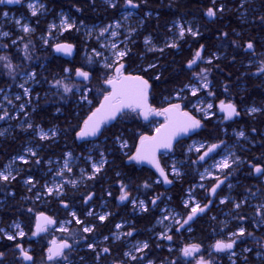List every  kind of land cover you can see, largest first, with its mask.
I'll return each mask as SVG.
<instances>
[{
  "label": "snow or ice",
  "instance_id": "6c2138e0",
  "mask_svg": "<svg viewBox=\"0 0 264 264\" xmlns=\"http://www.w3.org/2000/svg\"><path fill=\"white\" fill-rule=\"evenodd\" d=\"M22 0H0V5L3 4H19ZM146 2V0H144ZM247 0H241V7ZM105 3L110 8H116L118 6L117 0H105ZM124 3L127 7L130 8H138L140 5L139 3L134 2V0H124ZM216 3V0H213V4ZM27 7L31 11L32 16H36L38 12L43 9V5H36L32 2L27 4ZM80 9H77L79 11ZM225 11V5L220 4L219 7L213 8L209 7L205 13L207 17L214 18L217 15V12ZM4 17H8L9 13L4 11L2 13ZM147 15H150L148 13ZM124 19H128V16H125ZM260 22L264 23V16H261ZM16 25H18L22 32L25 34L31 33L34 29L28 23H21V20H15ZM83 22L81 21V24ZM56 24L50 25V28H56ZM60 27L67 31L70 29H74L77 27L76 22L74 20L70 21L68 16H62L60 19ZM123 28V25L119 20L114 21L111 24L105 25L99 29L97 34V38H104L107 34L109 37H119L120 32L117 29ZM93 29H89V35L93 32ZM136 29L129 28L128 35L124 37V40L120 43L123 44V47H120L117 42L112 41L109 44H102L101 50H97L93 48L91 50V54L88 57L89 64L92 63L93 57L101 58L104 63L103 67L108 70L114 71V75H107V78L104 79L103 84L108 85L110 87V91H107L103 94V100L100 103V106L97 107L91 114L83 121L82 126L79 128V131L76 132L77 139H85L87 137H97L99 135H103L106 125L114 120H118L120 117L125 116L128 112L137 113L140 116H143L144 119H148L150 115H157V116H165L166 123L161 125L157 128L156 135L148 136V135H140V146L136 150L135 155H131L128 157L130 161H147L148 163L152 164L157 172L159 173V177L163 179L165 184H171L172 180L169 179V174L179 177L181 175V170L179 167L176 166L175 163L171 166L170 173L166 171L164 167L161 166L159 160L157 159V151L159 149H166L172 150L173 149V141L176 140L177 137L184 134L195 133L196 130L203 127V121L200 118H197L191 111L183 110L182 108V101L186 99L182 93L185 90H188L191 93V96L195 97L198 96L201 91H207V95L209 97L214 96L215 93L210 90V81L208 79V75L211 71L210 68H201L199 72L194 73V77L196 79L195 84H185L183 88L177 90L174 93V98L177 101L181 102H171L169 100L168 107L163 109H153L150 105L147 104L148 99V91L151 87L149 81L144 78L142 75H125L124 69L125 65L123 60L125 57L129 55L131 49L128 47V43L132 42V33H134ZM186 34L191 35L192 37H197L200 33L198 29H193L192 26H185L184 24L178 23V37L177 39H183ZM10 33L7 31H3L0 29V37H10ZM223 36H227V33H222ZM18 40L23 41L24 37H18ZM45 44L48 43L47 39L44 41ZM12 45L17 44V39L11 40ZM144 44L147 47V51H159L163 53L164 48H157L153 43L151 37H145ZM9 47L8 44H0V48L7 49ZM165 47L169 48H176L178 47V43L174 40L165 45ZM245 48L249 51H253L254 53V44L252 41H248L245 44ZM74 49V45L71 43H60L55 45L56 52H62L66 55H71ZM111 50V59L105 56V50ZM204 51V46L201 45L200 48L195 52L194 58L188 61L187 66L191 68L194 64H196L197 60H203L202 53ZM23 52L25 59H31V53L29 50V44L24 43L23 45ZM218 59V56L214 53L206 60V63L211 65L213 60ZM0 62L3 63V67L8 70V74L10 76L15 77L17 74V65L12 63V58L10 55H3L0 54ZM157 65L155 63L149 64L145 72L148 69H154ZM71 69L65 68L64 72L69 73ZM257 72L264 73V60L260 61V66L257 69ZM21 75L26 77L22 83L18 85L20 89H22L23 97L27 98V103L31 104V88L26 86L28 85L29 81L35 80L36 73L34 71H24L21 72ZM75 76L78 78H83V81H89L91 79V73L89 71L84 70L83 68L75 69ZM155 79L159 80L160 76L157 75ZM53 85L57 89H61L63 94L72 93L73 89L76 88L77 91L81 92L80 101L88 102V91L90 89L85 86L83 89H80L75 84L66 83L64 79H56L53 81ZM227 91V88L225 89ZM3 89H0V93H3ZM15 101H20L22 99L21 95H16L14 97ZM13 99H10L7 95L3 96V103L0 104V120L5 119H13L18 117V113L16 116H13L9 111L7 106L13 105ZM194 110L196 112L204 113V118H210L211 116L215 115L214 112L211 110L213 109L214 105L212 103L204 104L202 107L199 105H194ZM26 104L21 103L19 104L20 111L24 112V115L27 116L28 113L25 111ZM219 110L224 113V119L230 120L233 117L239 116L240 112L237 109V106L232 101L225 102L221 100L219 102ZM59 111V109H57ZM247 113L252 115L258 112L264 111V109L256 106L249 107ZM36 128L37 135L39 136L40 140H49L55 138L57 136V129L52 128L50 130H44L39 125L34 126L32 123H26L27 129ZM253 132L256 130L253 129ZM4 135L3 131H0V136ZM235 136L237 139L240 138H247L246 133L243 130L235 132ZM116 140L119 142L121 141V137L117 136ZM224 144V141L221 140L219 143H212L210 145L205 146L201 144L200 147L196 148V152L200 153L196 160L191 161V164H197L200 161H205L206 158L210 156V154L216 152ZM121 146H126V141L121 143ZM206 150L201 152V149ZM191 147L189 151H191ZM25 154L18 155L12 159V162L6 164L2 169H0V185L9 186L14 181L17 180V177L20 175L19 171H14L13 164L17 161L22 162L24 164L29 163V156L36 158L35 162L37 164L40 163V159L37 156V152L32 147H27L24 150ZM72 157V153L68 152L65 154V159L63 162L62 167H60L56 172L55 176L59 177V181H53L52 183H45L41 186V189L35 193L36 199H41L45 196H56L60 198V203L64 208H69L70 205L64 200L65 195V188L68 184H71L75 187L79 181L76 179H68L66 173H72L73 169L69 165V158ZM88 160L92 161L91 155L87 157ZM241 162V157L236 155L234 152L229 151L226 153L219 161H217L213 167L217 170V172L209 171L205 169L204 173L200 174V181L203 182L206 179H213L215 182L211 184L210 187L206 189L207 195V202L201 204L199 201L196 200L195 194L192 189L188 190L189 198L183 201V207L187 209V213L181 216L179 213L166 209L165 215H163L157 222L159 224H165V221H172L173 224L177 225L176 231L179 232L181 229L185 227V225H189L190 221H193L197 216L202 213H205L206 210H210V206L214 203L213 198L217 196L218 189L224 185L229 177L232 175L235 167L238 166ZM51 163V161H49ZM107 163L106 159L104 158V153H100L99 161H92L91 163V173H88L86 170L81 169L82 179H94L97 174H99L102 169L104 168L105 164ZM249 163H251L249 161ZM252 170L256 174H264V166L260 164L252 165ZM219 173V174H217ZM157 183L160 182L158 179ZM23 183L28 186V191L32 192L33 189L37 187L39 181L35 180L34 177L31 175L24 179ZM145 188L151 187V185L145 181L144 185ZM199 188L205 189V184L200 183ZM229 188L232 186L229 184ZM195 187V186H194ZM128 185L121 182L120 187V195L118 199L123 202L129 200L130 193L127 190ZM249 194H253L251 189L247 190ZM9 195H14L13 192H9ZM94 193H88L83 197L84 204H88L92 199ZM108 195H111L109 192ZM162 194H158L151 198V205L156 206L157 201L160 200ZM131 203L134 209L138 208L142 212H147L149 210L148 204L145 200H136L132 199ZM220 204L231 203L233 206V213L232 218L240 222V226L236 229V231L229 232L227 234V239H218L215 241L211 248L214 249L216 253L221 252H228L229 259L232 260V264H236V261L233 259L237 255L234 251V247L237 245L238 241H242L246 235L249 237H253L254 233L248 231L244 227L245 221L248 220L246 214H238L239 210L248 203L247 200H240L235 201L230 196H225L219 200ZM72 219L64 222V224H60L59 230L61 232L69 234L72 242L69 239L64 238L59 241H52L51 245L46 250V260L48 262H66V264H71L70 261V253L74 248V244H78L79 240L76 239L77 233H73L71 229L66 224L70 225L73 222L77 225H80L81 228L79 232L81 233H93L95 231V224H85L83 220L77 216L75 211L70 213ZM89 217H95L99 222H104L108 219L109 216L112 215L110 212H102L97 214L94 210L89 209L86 213ZM255 216L256 220L254 221V226L259 227L260 225H264V202L260 203L255 208ZM215 219V217H213ZM58 221L55 220L51 216H46L44 213H40L37 216V223L35 226V230L31 233L33 237L38 236L40 233L47 232L49 226L57 225ZM122 224H116L115 228L117 230L122 229ZM172 231L171 225H165L164 230L156 234V239L160 240H167L172 241L173 236L170 234ZM188 231H191V227L189 226ZM135 232V228L131 227L130 230L126 232L117 231L113 234V239L119 241L122 237H132L133 233ZM26 233L23 230L22 225L19 222L14 221L11 225L7 228L0 227V237L6 238L8 241L15 242V249L18 250L19 257L23 261H31L34 264V258L31 255V249L26 248L23 243H20ZM83 240L87 241V236L82 237ZM104 241H108L109 237L104 236ZM243 242V241H242ZM160 245L157 244V247ZM88 249L92 250L96 255V260L99 261L103 254H108L111 252L109 247L98 248L96 243H88ZM257 247L259 249H264V238L260 241H257ZM202 245L199 243H187L181 249L180 252L183 257H192L195 253H199L201 251ZM150 249V244L147 240L145 241H137L129 251H125L123 256L127 258L129 262H137V264H155V261L147 259L146 250ZM172 249L170 248L169 251ZM244 252H251V248L243 249ZM5 253L0 251V261L4 257ZM258 256L264 257V251H258ZM83 259V258H81ZM113 264H125V260L121 259L119 261H113ZM163 264V262H161ZM171 264H176V261L173 260ZM196 264H217V261L213 258L212 253L210 252L208 257L205 258L203 255H200L198 259H196ZM246 264V259H245Z\"/></svg>",
  "mask_w": 264,
  "mask_h": 264
},
{
  "label": "rangeland",
  "instance_id": "374dc122",
  "mask_svg": "<svg viewBox=\"0 0 264 264\" xmlns=\"http://www.w3.org/2000/svg\"><path fill=\"white\" fill-rule=\"evenodd\" d=\"M66 0H22L21 3L17 4V5H13V6H8L7 4H3L0 5V10L2 9L1 15H0V29H2L3 31H7L9 32L11 35L10 37H0V40H3L4 42L1 41L0 44H8L9 47L7 49L4 48H0V54L3 55H10L12 58V63L14 65H17V74L15 77L10 76L8 74V70L6 68L3 67V63L4 62H0V75L3 76V78L5 80L10 81L8 83L9 86L2 88L4 91L3 93H0V104L3 103V96L7 95L10 99H13V105H8V111L13 115L16 116V114L18 113V117L17 118H13V119H5V120H0V131L4 132V135L0 136V137H6L8 135L13 134L14 132H19L24 136V143L21 147V149L14 155L10 156V158L8 159V161H6L0 169H2L6 164H9L12 162V159L18 155H22L25 154L24 150L27 147H32L36 152H37V156L40 159V163L37 164L35 162L36 158L34 157H30L29 156V163L28 164H24L22 162L17 161L15 164H13V169L14 171H19L20 175L17 177L16 183L17 185L21 186L23 188V191L26 192V196L22 198H20L19 200L15 201L16 204H11V206H9L8 210H6L7 215H8V222L7 225H2V221H3V217L0 216V227H5L7 228L9 225H11L14 221L19 222L22 227L24 232L26 233L25 237L19 241L20 243H23V245L26 247V245H28V243L31 245V242L33 240H35L33 238V236L31 235V233L34 231V226L37 215L40 213H48V211L52 210V207H49V203L54 202L56 204L57 209L59 210V214H66V216L64 218H61L60 215H58V224L52 227L48 228V232L44 235V239L47 242V245L49 247L50 243L53 240H61L64 238L69 239L71 242V238L69 237V234L61 232L59 230L60 224H64V222L71 220L72 217L70 215V213L72 211H75L77 213V216H79V218L81 220H83L85 222V224H95V229H97V227H99L100 230H96L93 233H81L79 232V229L81 228L80 225L75 224L74 222L70 225L66 224L65 226L69 227L71 229V231L73 233H77L76 239L79 240L78 244H74V248L72 250V252L70 253V261L71 264H113V261H119L121 259L125 260V264H137V262H129L127 260L126 257L123 256V253L125 251H129L132 246L137 242V241H145L147 239H142L138 234V230L135 229V232L133 233L132 237H122L121 240L116 241L113 239V234L116 233L117 231L120 232H126L128 230H130L133 222L131 221V216L130 213L131 212H140V210L138 208L134 209L131 200L132 199H136V200H145V202L148 204V208H150L152 205L150 203L151 198H153L154 196L158 195V194H162L160 197V200L157 201V205L156 206H152L156 209H159V213L157 214L158 217L154 223V225L149 228V234L151 235L152 240H155L154 243L151 242V240H147L150 244V246L152 244L154 249H156V252L158 254V252H160L159 250H163V253H167L166 251H169V249L171 248L173 250V244L172 242H174L176 240V234L185 231L187 228L184 227L183 229L180 230V232H177L175 229L176 227H178L177 225L173 224L172 221H165V224H159L157 221L166 213V209L169 210H173L177 213H179L181 216L185 215L187 213V209H185L183 207V201L189 198L188 195V190L192 189L194 194L197 193V191L199 190H204L206 191V189L209 187V181H211L212 179H206L203 182L200 181V174L205 172V169H208L209 171H213V172H217V170L213 167V165L219 161L226 153H228L229 151L234 152L235 150H233L235 143L238 139L235 136V132L240 131H234V132H229L226 128L224 127H220V125L225 121L224 119V114H221L219 112V102L221 100H224L225 102L228 101H232L233 103H235L236 105H238V103L235 102L234 99H230V98H222V99H216V93L214 92V87H213V80H212V72H213V63L211 65L206 63V60L208 59V57H210L212 54H216L218 56V59L222 58L223 56V52L220 51H212V53H206L205 49L204 52L202 54L203 56V60H199L201 63L198 64L197 66H195V68L191 69V78H190V82L187 84H195L196 83V79L194 77V73L199 72L201 68H210L211 71L208 75V79L211 82L210 83V90L212 92L215 93L214 96L209 97L207 95V91H201V93L198 94V96H191V93L188 90H185L182 95L186 98L182 101V108H186L188 106L189 111H191L194 115L197 116V118L202 119L203 121V127L199 129V133H201V137H196V135H194L193 137L189 138V141L182 147L183 149V153L186 157V159H182L181 157H174L173 154H164L163 156L165 157L164 160L160 161L162 163V167H164L166 169V171H169L170 173V169L171 166L173 165V163L176 164L177 167L180 168L181 170V175L179 177L173 176L171 174H169V179L173 180V181H177L180 180L182 178V176L184 175V164L186 163V161L189 160V158L191 157L196 158L197 159V154L199 155L200 153L196 152V148L200 147L201 144H204L205 146H207L208 144V140L206 137H204V135L210 131V127L209 124H207L206 121L210 122V120H215V122H218V124H216L217 126L212 127L213 131H215L216 129L218 131H220L224 136H229V137H234L236 138V140L234 142H231L230 140L227 141V143H225V146L221 152V155L218 156L217 158L213 159V161L209 162V163H205L204 168L199 172V178H197V182L190 184V186L187 187V189L185 190V194L182 196V198L179 200H173L169 194L167 193V189L165 187L164 184H160L163 183L162 179L160 177L157 176V178L154 180L153 184H160L162 185L161 190L158 192H151V190L148 188L143 187V189L141 190H137L135 188H133L132 186H130V188L128 187V191L130 193V198L129 200L126 202L127 205L129 204V209H125L126 211H122L119 212L120 210V206H121V202H119L120 200L118 199L119 195H120V187H121V182L117 183L119 186V189H117V196L112 197L111 200V204L109 205V199L103 197L108 196V193L110 192V190H106L104 191L103 195H94L93 199L88 203V204H84V202L82 200L76 201L75 203L71 202V198L69 196H72V194H76L77 190L79 188V186L84 183L86 180L88 179H82V173H81V169L86 170L88 173H91V163L92 161H99L100 159V153L103 152L104 153V158L106 159V161H109V151L106 150V145L102 144V142L100 141H95V140H91L89 141V144L87 146H85V150L81 153H74L73 151H62L60 153L59 156L56 157H48L43 158L41 156L40 153V146L36 143L37 141H46V140H40L39 136L37 135V130L34 127L33 129H27L24 130L26 128V123L30 122L32 123L34 126L38 125L35 124L33 121V117H32V112L34 110V102L36 101L37 95L35 93L36 87L39 86V83L37 81V75L35 80L29 81L28 82V87L31 88V104L27 103V98L23 97V92L22 89H20L18 87V85L20 83H22L24 81V79L26 77L21 75V72L24 71H35V66L39 63H41V61L44 59V55L45 52L47 50V47L53 43V46L56 45L59 42H68L65 40H62V37L68 33V32H74V34L72 35L74 38L78 37L81 41L83 40L85 46H84V50H89L88 54H91V50L93 48L97 49V50H101V45L102 44H109L112 41H115L118 43V45L120 47H123V44H121L120 42L124 40V37L128 35V30L129 28H134L136 29V31L134 33H132V42L128 43V47L132 49L133 44H135L136 42H140L142 44V47L145 49L146 54H150L153 52H159V51H147V47L144 44V39L145 37H149L150 35L148 34H141L142 31V25L145 21V18L142 16H139L135 11L130 10L129 8H127L126 6H123V8L121 9V11L119 12V14L114 17L113 19H103V20H99L97 22H86L82 19V17L79 15V13L77 12H73L71 10V7L69 6H65L64 2ZM91 2L93 0H90ZM98 2H100L102 5H106L105 0H97ZM225 0H216L217 3L220 4H224L225 8L227 3H224ZM230 1L231 3H236V7L234 8V11L237 12L238 14L241 12V14L243 15H248V18L251 17V10H250V4L252 2H257L258 0H247V2L244 4L243 7H241V0H227ZM29 2H32L34 4L38 5H43V9H41L38 14L36 16H32L31 15V11L30 9L27 7V4ZM118 3V1H117ZM218 4L217 6H214L213 8H217L219 7ZM71 6V5H70ZM117 8V7H116ZM114 9V8H111ZM229 10H233L232 6L229 5ZM4 11H7L9 13L8 17H4L2 15V13ZM254 12H256V8L253 9ZM225 11L223 12H217L216 17H218L219 14L225 13ZM62 16H68L71 20H74L76 22L77 27L74 29H70V30H63L60 27V19ZM125 16H128V19H124ZM214 17V19L216 18ZM21 20V23H28L33 29L34 31L28 34H25L22 32L21 28L16 25L15 20ZM119 20L121 22V24L123 25V28L121 29H117L118 32H120V36L119 37H109L106 36L104 38H97V34L99 32V29L105 25L111 24L114 21ZM208 20L212 21L213 19H210L208 17ZM81 21L83 22L81 24ZM252 21V18H251ZM178 23L179 24H184L185 26H192L193 29H198L199 23L196 20H189V19H174L171 21L170 25L168 26V37H166V39L163 41L162 44H157L154 39H152V43L157 47V48H164L167 49L169 47H165L166 44L172 42V41H176L179 44H181L183 42V39H177L178 37ZM52 24H56L57 27L56 28H50V25ZM89 29H93L94 31L91 33V35H89ZM199 31V30H198ZM189 34H186L184 37H186ZM24 37L23 41L18 40V37ZM13 39H17V44L16 45H12L11 44V40ZM47 39L48 43L45 44L44 41ZM24 43H28L29 44V50L31 53V59H25L24 57V52H23V45ZM71 43V42H70ZM89 44H93L89 49L87 47V45ZM203 45V44H202ZM201 46V45H200ZM199 46V48H200ZM205 46V45H204ZM198 48V49H199ZM197 49V50H198ZM196 50V51H197ZM242 50V49H240ZM131 51L129 52V54L131 53ZM195 51V52H196ZM194 52V54H195ZM105 56L109 57V59H111V50L110 49H106L105 50ZM194 56V55H193ZM95 58V59H94ZM93 60L95 62L99 63V67L102 68L103 70H105L106 72L110 73L109 75H114V71L112 70H108L105 69L103 67V63L104 61L99 58V57H94ZM126 58V57H125ZM124 58V59H125ZM193 58V57H192ZM191 58V59H192ZM214 62V60H213ZM123 63L125 66V73H135V71L131 68H129L128 64L123 60ZM153 63H155L156 65L158 64V61H154ZM152 64V63H151ZM249 63H244L243 65L240 66H247L248 67ZM251 66L252 69L249 71L250 74H255V73H260L257 72V69L260 66V62H257L256 60L251 62ZM148 67V65L143 67V70L146 69ZM150 70V69H148ZM70 73V72H69ZM37 74V73H36ZM68 74V73H67ZM157 76V74L154 76L153 75H149V77H152L151 83H153L155 79V77ZM250 75H248V73H243L242 72V78L245 79V77H247ZM100 82L104 81V78H100L99 79ZM85 86H87L88 89H90V91H88V100L90 101V103L86 102L88 107L91 106L93 104V99L91 96H93L94 98L100 97L101 96V100L103 99V94H105L107 92V89L109 91V87L108 85L103 84L104 87H106V92L105 90H101L100 87H94L92 85L89 84H85L83 85V87H81L80 89H83ZM181 89V88H180ZM76 93L79 96V100H80V95L81 92L76 90ZM16 95H21L22 99L20 101H15L14 97ZM163 100H167L164 101L167 106H168V102L169 100H171V102H181V101H177L174 97L173 98H165ZM258 99H255V101H257ZM83 102V101H80ZM24 103L26 104V108L25 111L28 113L27 116L24 115V112L20 111L19 109V104ZM207 103H212L214 105L213 109L211 110L212 112L215 113V115L211 116L210 118H204V113L201 112H196L194 110V105H199V106H203L204 104ZM252 106H256V105H252ZM252 106H248L245 109V112L247 115L251 116L250 114L247 113V109L249 107ZM257 107V106H256ZM262 107V106H261ZM246 115V116H247ZM253 115V114H252ZM139 118V115L137 113H131L128 112L127 115L124 116V118L126 120H135L136 118ZM155 125L154 128L158 125V123L155 121L154 122ZM41 128H43L44 130H50L52 128H56V127H45L43 125H39ZM57 129V128H56ZM215 129V130H214ZM57 134H58V130H57ZM248 135L246 134V137ZM53 139V138H52ZM50 140V139H49ZM124 140L121 138V141H117V144L119 147H121L122 149H125L127 147V143L126 146H121V143ZM191 147V151H189V148ZM206 149V147L204 149H201V152H203ZM71 152L72 153V157L69 158V165L70 167H72L73 172L72 173H66V176L68 179H76L79 181V183L73 187L71 184H68L65 188V195H64V200L70 205L69 208H64L61 203H60V198L56 197V196H45L42 197L41 199H36L35 193L41 189V186L44 185L45 183H52L54 180L55 181H59L60 178L55 176V172L62 167L64 159H65V154ZM91 155L92 157V161L88 160L87 157ZM49 161H51V163H49ZM107 163L105 164L104 168L106 167ZM103 168V169H104ZM102 169V171H103ZM101 171V172H102ZM100 172V173H101ZM99 173V174H100ZM99 174H97L96 176H98ZM219 174V173H217ZM32 176L34 177L35 180L39 181V184H37V187L35 189H33L32 192L28 191V186L25 185L23 183L24 179H26L28 176ZM160 180L159 183H157V180ZM264 180V179H263ZM200 183H204L205 184V189H201L199 188V184ZM152 186V185H151ZM195 186V187H194ZM133 190H132V188ZM108 189V188H107ZM9 192H13L11 190L8 191ZM14 193V192H13ZM15 195V193H14ZM14 195H9V197H13ZM66 196H68V198H65ZM225 196H228V194H226ZM224 196V197H225ZM195 198L197 201L200 202V200L196 197ZM223 198V197H221ZM5 199H1V202H4ZM57 202V203H56ZM130 202V203H129ZM5 205L2 206V208ZM89 209L94 210L97 214H100L102 212H110L112 213L111 216L108 217V219L104 222H99L95 217H89L86 215L87 211ZM27 218V219H26ZM122 224V229L117 230L115 228L116 224ZM105 225H108L106 227V230L108 228L111 229V231H109L106 235H101V231L104 228ZM165 225H171L172 227V231H171V235L173 236V240L172 241H167V240H160L158 241L156 239V234L163 231ZM111 226V227H110ZM27 228H30V231L27 230ZM96 233V235H94ZM93 235V236H90ZM83 236H87V241L83 240L82 237ZM104 236H108L109 240L108 241H104ZM0 242L3 243H7L8 246L12 245V241H8L6 238L0 237ZM164 242L163 245H161ZM88 243H96L98 245V248H103V247H109L111 249V252L108 254H103L100 258L99 261L96 260V255L95 253L88 249L87 244ZM157 244H159L160 246L157 247ZM165 246V247H164ZM47 247V248H48ZM28 248L31 249L30 246H28ZM159 249V250H158ZM47 250V249H46ZM46 250H45V255H46ZM1 251V250H0ZM148 250H146L147 252ZM5 255L2 258V261H4L7 257L11 258L12 260L16 259L18 261V264H27L25 261H23L20 257H19V253L18 250H16L15 248H10L8 251H4ZM161 253V252H160ZM164 254V255H165ZM83 258V259H81ZM217 263H220L221 258L219 257H213ZM147 259L153 260V258L149 257L147 254ZM167 258H165V261ZM0 261V264L1 262ZM154 261V260H153ZM35 262V261H34ZM157 262V261H156ZM172 262V261H171ZM50 264H66V262L60 261V262H49ZM39 264H44V262L42 261V259L39 260ZM144 264H146V261L144 262ZM156 264V263H155Z\"/></svg>",
  "mask_w": 264,
  "mask_h": 264
},
{
  "label": "trees",
  "instance_id": "16d2710c",
  "mask_svg": "<svg viewBox=\"0 0 264 264\" xmlns=\"http://www.w3.org/2000/svg\"><path fill=\"white\" fill-rule=\"evenodd\" d=\"M220 3L216 2L213 4V0H163V4L160 5L161 10L159 11V15L155 17L151 16L147 20V25L142 26L141 34L151 32L158 38L156 40L160 42L168 37V26L175 18H192L201 24V34L195 38H191V36L188 35V39L179 44L176 48H167L163 53L153 52L146 54L142 44L136 42L132 46L133 50L131 53L124 59L129 65L128 67L133 70L139 71L147 76H154V74L160 76L159 80L156 79L152 83L153 92L151 95L154 97V104L157 103L158 98L165 96L170 97L173 95L175 89L178 90L183 88L185 84L190 82L191 74L185 68L186 63L193 57L194 52L202 44L205 45L206 53H212V51L223 52L222 58L215 59L212 66V80L217 100L230 98L234 99L236 103L241 104L242 95H244L243 100L247 101L246 103H256V101L253 100L254 98L264 100V92L260 94V96L254 94L257 90L255 86L257 85L258 87L260 86L259 88H263L264 81H262V79L254 81L249 76L245 77V79L241 77L244 68L240 66L243 65L240 49L243 42H241L242 40L238 34L242 26L241 19L239 18L240 16L234 11L236 3L227 1L228 4L225 8L226 12L219 14L218 17L212 21L208 20V17L204 14L209 7L217 6ZM64 5L71 7L74 13H79L84 21L90 23L103 19H113L119 14V8L111 9L106 5H102L97 0H93L92 2L90 0H66ZM229 5L232 6L233 10H229ZM255 8L256 12L259 11V9L260 12H264V0L252 2L250 4V10L254 12L253 9ZM77 9L80 10L77 11ZM0 11H2V9ZM159 22H162L164 26L162 32H158L156 28H151V24L156 25ZM255 26L259 27L260 24L258 25L257 23L254 27ZM259 30L264 31V28L260 27L258 29L257 33L261 34L262 31ZM222 33H227L228 35L223 36ZM255 33L253 29L246 30V35L248 37L246 39H254ZM73 34L74 32H68L62 37V40L76 45V53L73 58H65L61 55H57L54 52L53 43H51L47 47L44 59L35 66L39 86H37L35 90L37 98L34 102L32 117L35 124L45 127H56L58 130V134L55 138L36 142L41 148L40 153L43 158L47 159L48 157L59 156L62 151H73L76 154L81 153L91 140L100 141L102 144L106 145V150L109 151V161L106 167L94 179L86 180L82 183L76 194L69 196L71 202L75 203L79 200L83 201V197L90 192L95 195H103L104 191L113 190L112 184L115 181L127 184V178L130 177L131 173H135L137 175L135 179H140L139 181L141 182L145 176H142L143 174L137 171L136 166L129 165L127 152L131 153L134 151L138 145L140 135L150 133V130L146 128L147 125L142 123L139 119L128 122V120L122 116L118 120H114L107 124L103 135L87 140L77 139L76 132L79 131L83 121L99 106L101 96L97 98L91 96L93 104L88 107L86 102H80L78 99L79 96L76 93V88L73 89L72 93L63 94L62 88L57 89L53 85V81L56 79H64L66 83L75 84L79 88L83 87L85 84H89L94 87H100L101 90H105L106 92V87L103 86L99 79H106L107 75L110 73L100 68L99 63L94 60L89 64V50H84L85 44L83 40L81 41L78 37L74 38L72 36ZM1 41L4 42L0 40V43ZM92 45L93 44L87 45L88 49ZM154 61H158L157 67L145 72L143 67ZM65 68L71 69L70 73H65ZM77 68H83L89 71L92 75L91 79L89 81L77 80L75 76V69ZM9 82L10 81L5 80L3 76L0 75V89L9 86ZM226 88L227 91L225 90ZM57 109H59V111H57ZM245 120L251 121L252 123H264V111L247 116ZM117 136L126 141L127 147L125 149L116 145ZM23 143L24 136L19 132H14L6 137H0V154L2 155L0 168L8 161L10 156L16 154L21 149ZM183 149L182 147H178L177 155L182 159H186ZM183 168H185L187 172L184 174L182 181L177 183L173 188L167 190V193L173 200H180L185 194L187 187L191 184L189 161H186ZM9 190L15 193L13 197L8 196ZM25 196L26 192L23 191L21 186L17 185L16 181L9 186L0 185V216L3 217L2 225H7V220L9 218L6 210H8L9 206H11V204H16L15 201L20 198L23 199ZM103 197L108 198V196L105 195ZM65 198H68V196ZM1 199H5L4 202H1ZM3 205L5 206L2 208ZM50 206L51 204L49 203V207ZM60 216L64 218L66 214L63 213L60 214ZM155 219L156 214L137 216L133 218L134 221L131 227L138 230V235L142 239L151 240V242L154 243L155 240H152L149 234V228L154 225ZM107 226L108 225H105L104 228H101L103 229L101 235H106L111 231L110 228L106 230ZM96 230H100L99 227H97L95 231ZM94 235H96V233ZM7 243L0 242L1 251L4 252L6 250L8 251L10 248H15V242H12L11 246H8ZM163 244L164 242L161 245ZM173 244L176 245V240ZM31 245L35 246L37 250L34 264H39L40 259H42L44 264H50L46 260L45 250L48 245L44 236L37 239L36 242L33 240ZM153 245L154 244L150 246L147 252L149 254L153 253L157 259L165 260L168 254L163 253V250L159 249L161 253H155L156 249H154ZM168 260H173V257H168L165 264H171ZM1 264H18V261L7 257Z\"/></svg>",
  "mask_w": 264,
  "mask_h": 264
},
{
  "label": "flooded vegetation",
  "instance_id": "af4514ba",
  "mask_svg": "<svg viewBox=\"0 0 264 264\" xmlns=\"http://www.w3.org/2000/svg\"><path fill=\"white\" fill-rule=\"evenodd\" d=\"M117 1H118L117 7L121 11L123 6H126V5L124 3V0H117ZM134 2L139 3L140 6L138 8H130L127 6L126 7L129 8L130 10L135 11L139 16H142L145 18V21L143 23L144 26L147 25V20L151 16L155 17V16L159 15V11L161 10L160 5L163 4V0H146V2H144V0H134ZM7 5L13 6L10 4H7ZM15 5H17V4H15ZM148 13H150V15H147ZM251 13L252 14H251L250 18H248L247 14L242 15L240 17L242 27L240 29L238 36L241 38V40H242L241 42H243L242 47H241V49H242L241 50V55H242L241 61L243 62V64L249 63L248 67L243 66V68H244L243 73H246V74L248 73V75H250V77L254 81L259 80V79H262V81H264V73H255V74L249 73V71L252 69V66H251L252 61L256 60L257 62H260L261 60H264V38L258 36V34H260V33H257V37H253L254 39H246V38H248L246 35V30L253 29L252 26H247V24L249 22H251L253 24V26L257 23H258V25L260 24L259 27H257V26L254 27L255 31H257V32H258V29L260 27L264 28V24L261 23L260 19H259L261 16H264V12L263 11L260 12V9H259V11H257V12L251 11ZM257 17H258V20H257ZM251 18H252V21H251ZM175 19H180V18H175ZM189 20L194 21L195 19L191 18ZM151 28H156L158 32H162L164 30V26L162 25V22H159L156 25L151 24ZM198 30H199V33L201 34V24H199ZM259 31H262V33H264L263 30H259ZM147 34L150 35L152 37V39H154V41L157 44H162L164 41L163 40V41L158 42L156 40L158 38H156V36H154L151 32H149ZM189 36H191V35H189ZM187 37H188V35L186 37H184L183 42L188 39ZM191 38H195V37L191 36ZM248 41L253 42L254 53H253V51H249L245 48V44ZM204 49H205V46H204ZM193 58H194V56H193ZM192 59H190V60H192ZM200 63L201 62L199 60H197L196 64H194L191 68H189L187 66V64H188V62H187L185 68L191 74V69L195 68V66H197ZM132 71H133V69H132ZM134 71H135V73H125V69H124V74L125 75H129V74H131V75H142V76H144L145 79H147L149 81V84L151 86L149 88V91H148V101H149L150 106L153 109H157V110L168 107L167 104L164 102L167 100H163V99L173 98L174 93L177 90L175 89L173 95L170 97L165 96L162 98H158L157 103L154 104L153 103V102H155V101H153L154 97H152V95H151V93L153 92L152 83H151L152 77L144 75L143 73H141L139 71H136V70H134ZM255 87L257 88L256 92H254V94L256 96L257 95L260 96V94H263L264 87L259 88L260 86L258 87L257 85ZM110 90L111 89L109 87V91ZM242 90H243V88H242ZM243 98H244V95H242L241 104L236 105L238 111L240 112V115L236 116L233 119L225 120L220 125V127L226 128L230 133L237 131V130H243L248 135L246 139L240 138L236 141L238 143H235V145H232V146H234L233 150H235V154L239 155L241 157V162L238 166L235 167V170L233 171L232 175L229 177L228 181L224 185H222L220 189H218L217 196L213 198L214 203L210 206V210H206L205 213L200 214L193 221H190L189 225H185V227L187 228L185 231H182V232L179 231L180 233L176 234V245H174L172 242V244H173L172 246L174 247L173 250L166 251L168 254V257H173V260L176 261V264H196V259H198L200 255H203L205 258H207L210 252L212 253L213 257L221 258L220 263H217V264H232V260L229 259V253L228 252L216 253L214 251V249L211 248V245H213L216 240H218V239H225L226 240L228 238L227 234L229 232L236 231V229L240 226V222H238L237 220L232 218V213L234 211L232 204L231 203H226V204H220L219 203V200L221 199V197H224L226 194H228V196H230L235 201H240V200H247L248 201V203L246 205H244L239 210L238 214H246L247 215L248 220L243 222L244 227L248 231H251L254 233L253 237H249L246 235L244 238H242L243 242L242 241L237 242V245L234 247V251L237 253V255L235 257H233V259L236 261V264H245V259H246V264H264V257L257 255L258 251H264V249H259L257 247V241H260L262 238H264V225H260L259 227L254 226V221L257 219L255 216V208L260 203L264 202V180H263L264 174H256L252 170V165H254V164H260V165L264 166V123H260V124L259 123H252L251 121L245 120L247 118V116H249L245 112L246 107L256 105L257 107L264 109V100L258 98L256 103H246L247 101L243 100ZM253 100H255V98ZM183 110L189 111L188 106L186 108H183ZM219 112H220V110H219ZM258 113H260V112H258ZM258 113H256V114H258ZM221 114H224V113H221ZM136 119H139L142 123L147 125L146 128H148L150 130V133H145L143 135H148V136L156 135L157 133L155 130L157 128H159L161 125H164L166 123V117L165 116L150 115L148 120H145L142 118V116L139 115V118L137 116ZM131 121L132 120H128V122H131ZM155 121L158 123V125L154 128L153 125H155L154 124ZM208 123H210L209 127L211 130L208 131L204 135V137H206L208 140L207 145H210L212 143H219V141H221V140L224 141V144L219 149H217L216 152L210 154V156L208 158H206L205 161H200L197 164H191V161L196 160V158H193V159L191 157L189 158L188 161H189V167H190V171H191L189 173V175L191 177L192 183L197 182V178H199V176H198L199 172L204 168L205 163H209V162L213 161V159H215L221 155V152L225 146V143H227L228 140H230L231 142H234L236 140L235 136L234 137L224 136L217 129L216 130L214 129L215 131H213L212 127L217 126L216 124H218V122H215V120H210V122H207V124ZM253 129H255L256 131L253 132L252 131ZM194 135H196V137L202 136L201 133H199V129H198V130H196L195 133H189L186 135L182 134L179 137H177L176 140L173 141V149L172 150L159 149L157 151V159L159 160L161 166H162V163L160 161V158H161V160H164L165 159V157L163 156L164 154L168 153V154H173L174 157L178 156L177 155L178 147H183L189 141V138L193 137ZM139 146H140V139H139V142H138L136 149L134 151H132L131 153L127 152L128 157L131 155H135L136 150ZM197 156H198V154H197ZM1 158H2V155L0 154V160H1ZM186 158H188V157H186ZM249 161L251 163H249ZM128 163H129V165L136 166L137 171H140L143 174L142 176H145V178L141 182L139 181L140 179L139 180L135 179L136 178L135 176H137L135 173H131L130 177L127 178L128 183L126 185H128L129 188H130V186H132L133 188H135L137 190L143 189V187H144L143 185H144L145 181H147L150 185H152L151 188H149L151 190V192L160 191L161 187H162V185H160V184H164L166 189L169 190L170 188H173L174 186H176L177 183L182 181L183 176H184L183 175L180 180H177V181L172 180L171 184H165L163 182L162 178L161 179H162L163 183L153 184V182L157 178V176L159 177V173L157 172V170L155 169V167L152 164L148 163L147 161L137 162L134 160L130 161L129 159H128ZM183 169H184V174H185L187 172V170L185 168H183ZM214 182L215 181L213 179L211 181H209V187ZM117 183H120V181H115L112 184L113 190H110L111 195H109V197H108V199H109L108 204L109 205H112L110 203L112 200V197L117 196V194H118L116 191L117 189H119V186H116V185H118ZM229 184L232 186L231 188H229V186H228ZM133 188H132V190H133ZM249 189H251V192L254 193V195L248 193L247 190H249ZM195 195L200 200L201 204L207 202L206 191L199 190V191H197V193ZM127 201L128 200L123 201V202L119 201L122 203L120 206L119 212L126 211L125 209H129L130 206H129V204L127 205V203H126ZM51 203H52L51 204L52 210L49 211L48 214L51 217H53L55 220L58 221V215H60L59 210L57 209L56 204L54 202H51ZM158 213H159V209H156V208L151 206L147 212H142V211L136 212V213L131 212L129 216H131V221L133 222L134 221L133 218H135L137 216L146 215V214H156V219H157ZM213 217H215V219H213ZM156 219H155V221H156ZM35 224H36V221H35ZM35 226H34V230H35ZM189 226L191 227V231H188ZM203 226H205V227H203ZM49 227H52V226H49ZM27 230L29 231V228H27ZM46 233L41 234L39 237H33L35 239L34 241L36 242L37 239L44 236ZM208 236H212V237H208ZM187 243H199V244H201L202 245L201 251L199 253H195L192 257H183L181 252H180V249ZM28 246L31 247V254L34 256V261H35V255L37 253L36 247L30 245L29 243H28V245H26V248H28ZM245 248H251L252 251L251 252H244L243 249H245ZM146 253L148 254V256L150 258L151 257L153 258V260L155 261L156 264H161V262H163V264H165V260L157 259L153 253L152 254H149L148 252H146ZM173 260H170V261L168 260V261L170 263Z\"/></svg>",
  "mask_w": 264,
  "mask_h": 264
},
{
  "label": "water",
  "instance_id": "95a60500",
  "mask_svg": "<svg viewBox=\"0 0 264 264\" xmlns=\"http://www.w3.org/2000/svg\"><path fill=\"white\" fill-rule=\"evenodd\" d=\"M10 5H15V4H10ZM60 43H70V42H59V43H57V44H60ZM71 44H73L74 45V49H73V52H72V54L71 55H66V54H64V53H62V52H56L55 51V45H54V47H53V49H54V52L57 54V55H61V56H63V57H65V58H73L74 56H75V53H76V45L74 44V43H71ZM92 76V75H91ZM76 79L77 80H80V81H83V78H78V77H76ZM147 104L148 105H150L149 104V101H148V99H147ZM100 106V105H99ZM98 106V107H99ZM221 112V111H220ZM221 113H223V112H221ZM142 118H143V116H142ZM149 118V117H148ZM233 118H235V117H233ZM232 118V119H233ZM144 119V118H143ZM145 120H148V119H145ZM112 122V121H111ZM111 122H109V123H111ZM108 123V124H109ZM93 138H95V137H87V138H85V139H83V140H87V139H93ZM79 140H81V139H79ZM44 213V212H43ZM46 216H50L48 213H44ZM39 215V214H38ZM37 215V216H38ZM36 223H37V219H36ZM44 233H46V232H43V233H40L38 236H35V237H39L41 234H44ZM53 241H58V240H53ZM52 243V242H51ZM51 245V244H50ZM32 255V254H31ZM33 256V255H32ZM33 258H34V256H33ZM27 264H32L33 262H31V261H25Z\"/></svg>",
  "mask_w": 264,
  "mask_h": 264
},
{
  "label": "bare ground",
  "instance_id": "6f19581e",
  "mask_svg": "<svg viewBox=\"0 0 264 264\" xmlns=\"http://www.w3.org/2000/svg\"><path fill=\"white\" fill-rule=\"evenodd\" d=\"M224 3H227V0H225L224 1ZM228 4V3H227ZM118 8V7H117ZM119 11H120V9H119ZM207 11V10H206ZM206 11L204 12V14L206 13ZM237 13V12H236ZM238 14V13H237ZM243 14H241V12L238 14V16H242ZM216 17V16H215ZM239 17V18H240ZM210 18V17H209ZM183 19H189V18H186V17H183ZM211 19H214V18H211ZM247 26H252L253 27V30H254V32H256L255 33V37H257V31H255V29H254V26H253V24L251 23V22H249L248 24H247ZM250 30V29H249ZM258 36L259 37H263L264 38V34L263 33H261V34H258Z\"/></svg>",
  "mask_w": 264,
  "mask_h": 264
}]
</instances>
